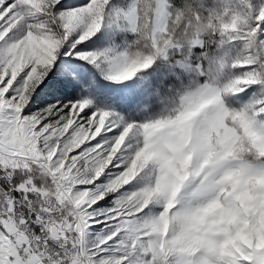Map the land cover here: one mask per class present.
<instances>
[{"label": "snow or ice", "instance_id": "snow-or-ice-1", "mask_svg": "<svg viewBox=\"0 0 264 264\" xmlns=\"http://www.w3.org/2000/svg\"><path fill=\"white\" fill-rule=\"evenodd\" d=\"M0 264H264V0H0Z\"/></svg>", "mask_w": 264, "mask_h": 264}]
</instances>
